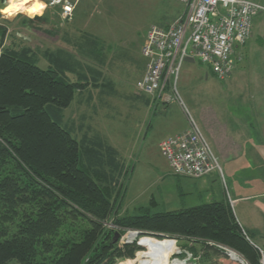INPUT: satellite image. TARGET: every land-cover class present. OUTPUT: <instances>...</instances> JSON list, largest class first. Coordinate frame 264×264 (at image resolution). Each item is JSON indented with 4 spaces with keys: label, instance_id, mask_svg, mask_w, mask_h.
<instances>
[{
    "label": "trees",
    "instance_id": "trees-1",
    "mask_svg": "<svg viewBox=\"0 0 264 264\" xmlns=\"http://www.w3.org/2000/svg\"><path fill=\"white\" fill-rule=\"evenodd\" d=\"M22 19L32 29L47 24L45 17ZM0 37V264L133 260L141 248L137 241L121 243L128 231L185 240L195 264H219L228 259L226 249L247 264H261V250L227 198L177 211L142 207L136 215L120 214L130 173L125 159L98 137L80 140L65 124L76 92L101 77L93 67L104 58L97 37L82 35L73 46L76 55L5 47L2 25Z\"/></svg>",
    "mask_w": 264,
    "mask_h": 264
},
{
    "label": "rangeland",
    "instance_id": "rangeland-1",
    "mask_svg": "<svg viewBox=\"0 0 264 264\" xmlns=\"http://www.w3.org/2000/svg\"><path fill=\"white\" fill-rule=\"evenodd\" d=\"M81 9L78 10L77 6L69 19L61 18L59 10L48 6L43 10V15L33 17L24 13L7 17L5 13H0V25L7 30L4 46H25L35 51L47 49L67 51L69 49L77 54L76 48L70 46V41L67 42L65 39H69L68 35L71 36L74 31L85 30L100 37V41L108 45H105L104 50L111 57L109 79L123 89L133 91L132 86L138 80L141 69L139 51L149 29L154 25L164 26L166 22L181 17L185 6L177 0H103L91 4L87 9ZM37 16L47 19V24L41 29H32L22 23V17L34 19ZM103 23L111 24L112 29H105L101 26ZM248 45L250 46L245 71L232 80H219L208 66L198 62L183 64L178 80V91L188 112L177 102L168 105L170 107L167 115L172 124H175L176 130L187 128L189 117H192L203 133L205 132L210 144L207 132H211V136L215 137L222 157L219 163L223 170L224 181L219 174L216 178L212 176L207 179L208 190L202 193H197L200 188L199 180L174 175L169 163L157 148L159 135L166 134L168 130H158L156 136L152 130L147 138L144 139L145 136H143L139 143L130 141V121L127 116L130 102L123 100L122 103L127 106L123 110L126 116H123L121 120L125 122H122V126L116 127L120 133H115L119 136L118 138L114 137L115 144L130 169L124 199L119 206L121 215L126 214V211L131 216L136 215L138 209L142 207L150 208L152 213L197 207L219 201L224 194L230 201L228 196L231 192L235 196L246 198L242 203L234 205L233 210L237 217L240 213L243 220L249 219L248 222L251 224L246 225L245 230L254 242L264 245V240L260 238L264 232L259 228L263 226L264 221V214H262L264 211V148H258L263 155L262 158H254L248 149L239 157L237 153L241 152L240 147L243 143L238 141L239 138H233L228 134L231 131L230 119L245 118V115L247 117L249 114L240 108L243 106L242 102H246L245 98L249 97L248 91L257 86V80L263 72L261 69L264 68V39L260 40L256 34ZM39 66L45 69L47 62L42 59ZM134 89L136 90V85ZM153 103L156 102L153 101ZM98 121L101 124L100 127L107 129L110 136L113 135L114 128L111 121L101 118H98ZM150 121L153 122L156 130L157 119L151 117ZM247 145L253 146L251 143ZM228 171L232 173L229 174ZM180 189L183 191L181 195ZM253 205L256 206L250 208ZM248 208H250L249 211ZM128 232L123 236L121 243H126ZM168 240L175 241L179 249L180 254L175 255L174 259L195 264L196 261L192 255L184 249L186 245H189L185 240ZM145 250L141 248L139 252ZM135 259L137 254L133 260ZM127 261L129 260L119 261L117 264L127 263ZM218 263L240 264L229 256L228 259L219 258ZM261 264H264V255Z\"/></svg>",
    "mask_w": 264,
    "mask_h": 264
},
{
    "label": "built area",
    "instance_id": "built-area-1",
    "mask_svg": "<svg viewBox=\"0 0 264 264\" xmlns=\"http://www.w3.org/2000/svg\"><path fill=\"white\" fill-rule=\"evenodd\" d=\"M40 1L69 19L81 0ZM177 1L185 6L182 17L166 27L152 26L146 35L141 53L147 66L136 89L154 104L177 102L186 109L178 91L183 64L199 60L219 80L228 79L242 60L237 50L251 38L254 19L264 14V0ZM159 150L178 177L201 179L218 173L224 181L219 159L192 117L188 130L163 140Z\"/></svg>",
    "mask_w": 264,
    "mask_h": 264
},
{
    "label": "crops",
    "instance_id": "crops-1",
    "mask_svg": "<svg viewBox=\"0 0 264 264\" xmlns=\"http://www.w3.org/2000/svg\"><path fill=\"white\" fill-rule=\"evenodd\" d=\"M97 1L99 3L100 1L103 0H81L77 5L78 10H80L81 8L87 9L91 4H94ZM251 1L258 2L261 0H251ZM1 6L5 7V4L3 5L0 2V7ZM56 10L58 11L59 9ZM0 13L2 14L3 12ZM101 26H104L105 29H112L111 24L109 23H103ZM161 27H166V25ZM85 33L97 37L99 44H101V47L102 48L106 47L105 45L107 44H104L102 41H100L101 40L100 37L85 30L74 31L71 36L68 35L69 39H67V41H70L69 45L73 47L74 44H78L79 41L81 40L82 35H84ZM256 34L259 36L260 40L264 39V15L262 14L258 15L254 19L251 39L247 42V44L244 47L238 48L236 57L238 58L241 55L242 60L239 62L237 61L236 67L232 75L228 79L232 80L234 77L237 78L239 74L245 71L244 70L246 66L245 63L248 60V50L250 46L248 44L251 42L254 36H256ZM141 48L139 51V56H140L139 60L141 62L140 65L141 69L137 81H139L144 76L147 66V61L142 56ZM103 51H104L103 61H100L101 63H99L98 66L96 65L93 66L101 74V77L97 82V85L94 86L93 82L89 81V85H85L83 88L79 89L75 94L73 102L65 111V124L71 131H75L76 135H79L80 140L83 139V137H85V134H87L88 137H98L103 141L109 143L120 154V151L118 150L117 145L115 144L114 137L118 138L119 136H116L115 133H120V131H117L116 127L122 126L121 125L122 122H125L121 120L123 116H126V114H123V110L126 109L127 105L122 103L123 100L125 102H130L129 113L127 114L128 120L130 121L129 122V128L131 131L130 141H136L139 143L141 138L145 136L144 139H146L148 134L152 132V130H154L153 134H155L156 136V132L158 130L166 129L168 130V132L166 134H160L157 139V148L159 149V144L163 140L175 137L188 130L189 126L187 128L185 127L180 130H176L174 128L175 124H172L171 119L167 115V111L170 106L152 104L151 102L147 103L145 97L137 96L138 91L137 89L136 90L134 89V86L136 85L137 81L135 85L132 86L133 87V91H132L131 89L129 90L123 89L119 85H116V82L109 79L110 77L108 76V71L111 68L110 65L111 57L105 53V50ZM66 52L76 55L71 51H69V49H67ZM195 62L202 64L199 60H192V59L187 60L186 63L184 64H189V63L193 64ZM48 66L49 65L47 63L46 67ZM263 66H264V61H263ZM261 70H263V72L262 74H260L261 77L259 78V80H257V86L251 89L250 92L248 91L249 97L245 98L246 102H242L243 106L242 108H240L243 111L249 112V114L247 115V117L245 115V118H236L229 120V128L231 129V131L228 134L233 138H239L238 141L240 143H243L240 147L241 152L237 153V156L239 157L247 149L250 151L251 156H253L254 158L258 159V158H262L263 156L261 152L258 150L259 147L264 148V68H262ZM69 77L72 81H75L77 79L75 74H69ZM151 117L157 119L155 124L156 130L154 129L153 122L150 121ZM98 118H101L105 121H111V125H113L114 128V131H112L114 136L113 135L110 136L107 129L100 127L101 124L98 121ZM207 133L209 136V140L211 141L210 145L213 151L215 152L219 161L220 159L222 160L221 154L218 150V146L215 141V137L211 136V132H207ZM127 139L129 140V136L127 137ZM247 143H251L253 144V146H248ZM254 143H258V144H254ZM228 158L229 157L227 153V159ZM228 173L230 174L232 172L228 171ZM212 176H215L216 178L218 176V173H214L208 177L198 179L200 185L199 190L195 186L196 191L198 190L197 191L198 194L202 193L205 190H208L207 179H210ZM179 191H180V195L181 193L183 194V191H181V189ZM221 197L222 199L226 198L225 194L222 195ZM228 197L232 203V207H234V205L236 204L242 203L243 200L246 199L235 196L234 194H231V192ZM254 206L256 205H253L250 208ZM250 208H248V211L250 210ZM173 211H177V210H173ZM125 213H127V211ZM262 214H264V211L262 212ZM237 220L240 223V225L244 228V230L246 229V225L251 224L250 222H248L249 219L243 220L240 213H239V217H237ZM259 228L261 231L264 232V221H263V226H260ZM260 238L264 240V233H262ZM255 244L258 246V248L261 250L262 254L264 255V245H262L259 242L257 243L255 242Z\"/></svg>",
    "mask_w": 264,
    "mask_h": 264
},
{
    "label": "bare ground",
    "instance_id": "bare-ground-1",
    "mask_svg": "<svg viewBox=\"0 0 264 264\" xmlns=\"http://www.w3.org/2000/svg\"><path fill=\"white\" fill-rule=\"evenodd\" d=\"M34 2H35V0H28L26 7H31ZM24 14L28 15L27 13H24ZM36 15H40V14H36ZM174 20H176V19H174ZM173 21H171L170 23H172ZM154 26H158V25H154ZM137 96L142 97V95H140V93H137ZM143 97H145V96H143ZM145 98H147V97H145ZM149 100L151 102V99H149ZM152 104H154V103H152ZM158 105H170V104L158 103ZM129 237L131 239L134 238L133 235H131ZM164 240L165 241H163V242H158V240H156L154 238L144 237L142 239L141 243L146 250L144 252L137 253V259L129 260V261H127V263H123V264H137V263L138 264H187V262H185V261L182 262V261H179L177 259H174V256L179 254V249L176 246V242L173 240H167V239H164Z\"/></svg>",
    "mask_w": 264,
    "mask_h": 264
},
{
    "label": "clouds",
    "instance_id": "clouds-1",
    "mask_svg": "<svg viewBox=\"0 0 264 264\" xmlns=\"http://www.w3.org/2000/svg\"><path fill=\"white\" fill-rule=\"evenodd\" d=\"M28 0H5V7L0 8L7 17L15 16L18 13H27L30 17L36 14L43 15V9L47 6L41 3L40 0H35L31 7H26Z\"/></svg>",
    "mask_w": 264,
    "mask_h": 264
},
{
    "label": "water",
    "instance_id": "water-1",
    "mask_svg": "<svg viewBox=\"0 0 264 264\" xmlns=\"http://www.w3.org/2000/svg\"><path fill=\"white\" fill-rule=\"evenodd\" d=\"M0 2L2 4L5 3V0H0ZM2 49V44H1V40H0V52ZM144 233L143 232H139V231H130L128 232L127 238H126V244H132L135 241H137V245L141 248H144V246L142 245L141 241L144 237H142ZM133 235V239H131L129 236ZM156 236V235H155ZM158 237H164L163 235H157ZM142 237V238H141ZM168 240V239H167ZM165 240H158V242H163ZM180 254V253H179ZM226 255L229 256L230 258H232L233 260L239 262L240 264H246L244 258L239 255L237 252L231 250V249H226Z\"/></svg>",
    "mask_w": 264,
    "mask_h": 264
}]
</instances>
